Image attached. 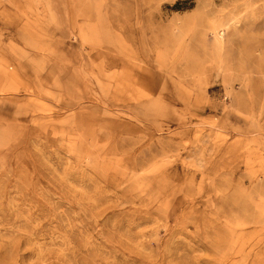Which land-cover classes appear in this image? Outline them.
<instances>
[{
  "label": "rangeland",
  "instance_id": "obj_1",
  "mask_svg": "<svg viewBox=\"0 0 264 264\" xmlns=\"http://www.w3.org/2000/svg\"><path fill=\"white\" fill-rule=\"evenodd\" d=\"M0 264H264V0H0Z\"/></svg>",
  "mask_w": 264,
  "mask_h": 264
}]
</instances>
